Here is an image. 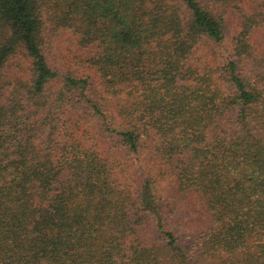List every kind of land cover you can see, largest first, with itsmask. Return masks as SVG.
Listing matches in <instances>:
<instances>
[{
	"label": "trees",
	"instance_id": "trees-1",
	"mask_svg": "<svg viewBox=\"0 0 264 264\" xmlns=\"http://www.w3.org/2000/svg\"><path fill=\"white\" fill-rule=\"evenodd\" d=\"M43 12L75 35L99 93L117 99L130 85L115 115L89 97L88 74L50 89L58 73L43 53ZM241 15L221 90L190 63L200 38L222 37L223 18L203 0H0V264H186L158 206V175L207 213L209 264H264V56L244 72L264 9ZM73 94L158 172L122 183Z\"/></svg>",
	"mask_w": 264,
	"mask_h": 264
},
{
	"label": "rangeland",
	"instance_id": "rangeland-1",
	"mask_svg": "<svg viewBox=\"0 0 264 264\" xmlns=\"http://www.w3.org/2000/svg\"><path fill=\"white\" fill-rule=\"evenodd\" d=\"M203 1L206 2L208 9L223 18L222 37L219 41H214L206 36L200 38L192 50L190 63L199 73H210L217 86L224 90L226 87L220 79L218 68L223 60L232 53L234 38L241 30L244 22L241 12L264 9V0ZM42 17L45 19L43 21V34L45 37L43 53L49 65L58 73L57 79L51 84L50 89H58L62 77L66 73L75 77L88 74L90 82L95 86V93L89 95V97L93 99L100 96L97 102H101V109L108 116L115 115L118 106L126 102V92L130 90V85L123 83L118 86L117 99L99 93L98 77L93 69L87 67L88 65L84 60L85 56L81 54V48L77 44L75 35L68 28L52 29L45 12H43ZM252 41L254 43L251 56L254 58L245 61L244 66V72L248 75L256 71L254 64H258L259 60L263 59L264 28H257L252 36ZM251 65H254L252 69ZM15 67L16 64L12 61L8 69L12 71ZM72 97L75 99L72 104L77 119L88 126L90 131L88 137L91 142H96L102 152L110 160L112 159L114 170L122 183L134 186L137 184V178L142 174L158 172L159 166L153 163V160L148 156V152L144 154L143 151L145 150L141 148L142 153L140 155L130 156L125 154L121 147H118L119 144L116 143L113 135L107 129L106 131L103 129V121L90 112L88 105L83 102L84 100L79 99L76 94H73ZM114 121L119 122L120 117L116 116ZM150 144L153 147V142ZM157 186L158 206L161 209L166 228L174 232L177 238L176 242L186 251V264H209L213 262L216 256L214 254L211 256L209 251L200 245L204 232L210 225L207 213L193 207L190 203L177 199L173 194V185L167 177L158 175Z\"/></svg>",
	"mask_w": 264,
	"mask_h": 264
}]
</instances>
